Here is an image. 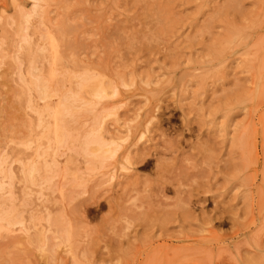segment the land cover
Returning <instances> with one entry per match:
<instances>
[{
    "label": "rangeland",
    "instance_id": "rangeland-1",
    "mask_svg": "<svg viewBox=\"0 0 264 264\" xmlns=\"http://www.w3.org/2000/svg\"><path fill=\"white\" fill-rule=\"evenodd\" d=\"M31 18L52 105L27 86ZM62 97L66 142L54 170L28 159L29 187L24 145L55 132ZM88 135L103 148L85 154ZM4 154L0 264H264V0H0Z\"/></svg>",
    "mask_w": 264,
    "mask_h": 264
},
{
    "label": "bare ground",
    "instance_id": "bare-ground-1",
    "mask_svg": "<svg viewBox=\"0 0 264 264\" xmlns=\"http://www.w3.org/2000/svg\"><path fill=\"white\" fill-rule=\"evenodd\" d=\"M26 29V31L28 32V34L26 33V37H23L22 39H23V41H24V44L22 45V48L24 49V47H25V50L27 51V53L29 54V56H30V61H29V66H28V70H27V72L25 73V75L27 76V79H29V82L27 83V86H28V89L30 90V92L31 93H33V95H31V97H32V99H33V103H35L36 105H38V99H41L42 101L44 100V104L45 105H52L50 102H49V98H51L50 97V90H49V87L46 85V84H44L39 78H32L31 76H30V74H31V69H32V62H33V59H37V56H36V54H35V43L33 42V40H32V37L29 35V33H30V30L35 34V32L37 31V27L33 24V22H32V18L31 19H28V22H27V27L25 28ZM42 33V32H41ZM25 36V35H24ZM42 36V35H41ZM49 37V36H48ZM50 38V37H49ZM17 47V46H16ZM48 48L49 49H51V51L50 52H48V55H50V54H53V58L55 59V62L60 66V68L61 69H64V71L66 70V72L68 71L65 67V65H66V63L63 61V55L61 54V52H60V49H59V47H58V44L57 43H54V42H51V43H49V45H48ZM23 49H22V51H23ZM23 69V68H22ZM38 70V69H37ZM71 77H73L72 75H71ZM82 81H83V79H82ZM87 83V82H86ZM82 84V83H81ZM85 85V84H84ZM89 85H90V83L88 84H86L85 85V88L86 87H88L89 88ZM81 86H83V85H81ZM96 88V90L94 91V87ZM97 86V87H96ZM100 86H98V85H92L91 84V86H90V88L89 89H91V91H94V93H96L98 96H100L101 95V93L103 94V91H102V89L100 90V91H102V92H100L99 91V88ZM93 89V90H92ZM99 91V92H98ZM86 92V91H85ZM99 93V94H98ZM70 95H72V93L70 94ZM73 97V96H72ZM63 98H65V97H62V99L61 100H64ZM69 98H71V96L69 97ZM66 99V98H65ZM71 100L73 101L74 100V98L72 99L71 98ZM66 101H69V100H64L63 102V104H57V107L55 108V112H54V121L52 122V124H51V127L55 130V132H48L49 134H50V138H48V139H36V138H33V139H30V140H28L27 141V144H25L24 145V147L26 148V149H31L32 151H31V155H29V157L26 159L27 161H23V159L22 158H18L19 159V161L21 162V164H23L24 166L25 165H29V158H31V157H38L39 159H40V161H41V163L42 164H45V165H47V166H49V167H51L53 170L54 169H56V164L54 163V161H53V158H55L53 155H54V152L56 151V148H57V144H61V143H64V142H66V140H65V137H59V135H58V132H59V129L61 128V124H60V120H61V117H62V113H63V107H64V104L66 103ZM75 102V101H74ZM74 102H71V104H73V106H74ZM68 103H70V101L68 102ZM55 105V104H54ZM66 105H67V103H66ZM39 106V105H38ZM72 106V107H73ZM52 108H53V106H52ZM52 110V109H51ZM38 120L41 122V121H43L39 116H38ZM39 123V122H38ZM39 126H43V127H49V125H41L40 123H39ZM55 136V137H54ZM103 136H104V138H105V141H107V143H112V140H110L111 138H109V137H107L106 136V134H104L103 133ZM91 138H92V136H91ZM87 139H90V135H88V137H87ZM99 139H97V141H98ZM108 140L110 141V142H108ZM84 147H86V151H83L85 154H88V153H92V152H90V149H87L90 145H92V146H94L95 144L97 145V143H95V142H93V140H86V138H85V140H84ZM98 142H100V140L98 141ZM102 142V141H101ZM113 142H114V140H113ZM107 143H103V145L104 144H107ZM87 144V145H86ZM100 144V143H99ZM97 145V147L99 146V148L100 147H102L103 148V146H102V144H100V145ZM88 146V147H87ZM90 148V147H89ZM101 148V149H102ZM50 150V152L49 153H46V150ZM85 149V148H84ZM83 149V150H84ZM88 150V151H87ZM8 153V152H7ZM8 154H10V153H8ZM91 154H89L88 156H90ZM9 156V155H8ZM53 156V157H52ZM12 157H14V156H12ZM96 158V157H95ZM91 159V158H90ZM100 160V159H99ZM11 161L12 160H10V156H9V159H7V155H5L4 154V157L2 158V157H0V175H4V174H6V172L8 171V172H10V171H13V169H12V166H11ZM96 161V160H95ZM90 163V161L88 160L87 161V163ZM100 162H101V160H100ZM99 163V162H98ZM94 162H92L90 165H88V166H85V170L86 171H88V172H93V167H92V165L94 166ZM96 165V164H95ZM17 166H18V164H17ZM95 167V166H94ZM18 168V167H17ZM20 172V171H19ZM23 174V176H22V180H23V182L25 183V182H27L26 181V179L28 180V185H29V187H31V185H34V184H40L39 183V170L37 169V167L36 166H33V165H29V169H28V171H27V173L25 172V173H22ZM76 174V173H75ZM29 176V177H28ZM1 177V176H0ZM54 177V176H53ZM2 178V177H1ZM51 182H52V177H49V178H45L44 179V181H43V183H45V184H47V185H51ZM42 183V184H43ZM5 184V183H4ZM4 184H3V178H2V180H0V191H3V189H4ZM33 187V186H32ZM46 187V186H45ZM30 192H31V190H30ZM40 194H43V189L41 188L39 191H38ZM30 195H31V193H30ZM44 195V194H43ZM39 198H40V201H38L36 204V207H34V208H36L37 209V211H39V210H41V211H43L44 212V214H45V220L47 221V224H48V226L50 227V223H51V218H52V212H51V208L45 203V199L42 197L41 198V196H39ZM22 201V200H21ZM23 208V205L20 203V204H18V209H22ZM34 208H32V210H30V213H31V216H29V217H31V221L32 220H34V219H37L38 218V216H36L35 214H36V212L34 211ZM8 210H9V208H8ZM8 210H4V209H1L0 208V223H2L3 221H8L9 220V216L10 215H12V209H11V212L9 211L8 212ZM7 211V212H6ZM9 213H11V214H9ZM19 214H21L20 212H18ZM18 213H17V215H18ZM16 215V216H17ZM30 221V222H31ZM20 221H16V223H19ZM52 222H53V220H52ZM14 223V222H13ZM0 226H2L1 224H0ZM28 227L29 228H31V227H34V224L33 225H28ZM28 228V229H29Z\"/></svg>",
    "mask_w": 264,
    "mask_h": 264
}]
</instances>
